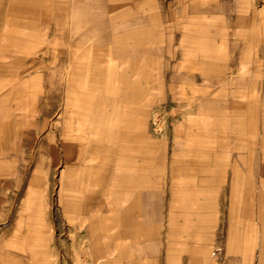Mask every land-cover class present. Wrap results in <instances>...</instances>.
Wrapping results in <instances>:
<instances>
[{
	"label": "crops",
	"instance_id": "1",
	"mask_svg": "<svg viewBox=\"0 0 264 264\" xmlns=\"http://www.w3.org/2000/svg\"><path fill=\"white\" fill-rule=\"evenodd\" d=\"M255 1L264 0H218L227 28L221 47L211 50L204 42L205 11L191 27L189 0H6L0 74L7 98L15 96L17 83L20 96L28 97L32 81L40 111L52 105L57 112L63 98L90 97L88 84L103 80L119 98L118 105L81 111L83 126L102 123L104 129L105 121L114 120L118 125L107 128L118 131L104 142L81 140L79 146H92L99 160L83 154L71 159L76 164L70 170L76 186L104 182L119 211L113 207L112 224L101 237L87 226L68 246L59 242L60 264H92L91 259L94 264L98 259L101 264H205L207 211L217 222L228 190L223 179L243 178L254 162H264V32L256 38L253 33ZM99 62L102 71L95 79L88 68ZM157 98H165L166 105L159 107ZM191 113L205 115L209 123L191 127ZM103 114L109 116L105 121ZM159 114L172 115L163 139L146 127ZM99 118L102 122L93 121ZM175 121L181 126L174 133ZM38 144V161L44 163L45 148L59 146L51 136ZM57 156L50 160L58 161ZM97 193L86 196L85 208L97 201ZM75 199L69 209H83ZM245 209L246 222L253 225L252 198ZM116 224L121 231L114 235ZM194 242L197 249L191 248ZM6 256L12 259L7 263L20 264L17 255Z\"/></svg>",
	"mask_w": 264,
	"mask_h": 264
},
{
	"label": "rangeland",
	"instance_id": "2",
	"mask_svg": "<svg viewBox=\"0 0 264 264\" xmlns=\"http://www.w3.org/2000/svg\"><path fill=\"white\" fill-rule=\"evenodd\" d=\"M5 4L6 0H0L2 33L5 28V20L2 18ZM201 4H205V8L201 7ZM217 4L218 0H189L191 27L197 26L199 12L205 11L206 39L203 40L211 50L221 47V33L227 28L223 27L225 24L221 22L223 20L220 18ZM252 27L255 38L256 34L264 32V28L261 30V27H264V1L254 3ZM195 37L191 33V41H195ZM259 39L260 36L257 41ZM101 71V62L88 68V74L94 75L95 79ZM17 84L19 85L16 87L15 84V96L7 98L5 75L0 74V264H10L7 261H12L7 259V253L17 255L20 264H60L59 242L68 246L70 240L75 239L79 229L85 232L87 226H93L94 236L101 237L104 226L112 224L111 212L115 206L111 204L109 193L104 191V182L98 186H76L70 170L76 164V160L71 159L78 156L81 159L83 154L92 162L99 160L98 156H93L92 146H79L81 140L82 144L87 140V143L91 144V139L104 142L110 132L118 131L107 128L109 125L118 124L114 120L108 124L105 121L108 116L106 114L102 115L105 121L104 129L102 123L96 125L90 122L88 126H83L82 121L85 118L81 111L85 107L91 111L103 105H118L119 98L115 93L110 94L107 91L112 88H109L104 80L100 83L92 81L87 87L92 96L63 98L61 110L59 108V111L52 112L53 107L50 105L47 106L48 111L43 113L39 107L41 99L38 98L36 86L32 81L29 96L26 98L20 96L22 87L21 83ZM116 84L115 82L113 86L115 89ZM67 87L70 88V84ZM155 101L159 107L166 105L165 98H157ZM46 103L48 105V101ZM195 113H191V127L209 123L204 119L205 115L197 116ZM90 116L92 115L89 114ZM171 117L170 114L155 115L146 127L150 133L163 139L169 133L167 129L170 127L168 123ZM176 118L181 120V114ZM93 121L100 122L101 119ZM180 126V122L175 121L172 126L174 133L175 128ZM129 130L126 129V132ZM133 130L132 133L138 136L139 131ZM120 134L123 132L120 131ZM48 136L54 137L59 146L55 149L45 148L47 158L44 163L43 159L38 161V155L41 153L38 143L40 139ZM55 154L60 156L58 161L50 160ZM99 178L104 180L102 176L97 175L96 180ZM208 181L213 182L212 179ZM224 186L228 187V190L222 193V209L218 213L220 220L215 222L213 211H207L210 215L206 216L204 235L205 264H264V162H254L252 173L244 172L243 178L232 175L224 178L222 187ZM96 192L99 196L97 201L85 208L86 196L95 195ZM75 197L82 202L83 209H69L70 204L76 200ZM208 197L211 198L210 201L213 200L212 194H207ZM251 198L255 207L253 225L247 224L245 209ZM115 208L119 211V207ZM219 221L221 222L217 225ZM116 226L111 227V233L114 235L121 231L119 224ZM192 244L193 248L197 249V242L191 243V248ZM85 245L87 246V243ZM53 251L58 252L56 257ZM90 261L94 264L92 259ZM96 264H101V259H98Z\"/></svg>",
	"mask_w": 264,
	"mask_h": 264
},
{
	"label": "bare ground",
	"instance_id": "3",
	"mask_svg": "<svg viewBox=\"0 0 264 264\" xmlns=\"http://www.w3.org/2000/svg\"><path fill=\"white\" fill-rule=\"evenodd\" d=\"M79 154V153H78ZM81 155V154H80ZM79 157V156H78Z\"/></svg>",
	"mask_w": 264,
	"mask_h": 264
}]
</instances>
